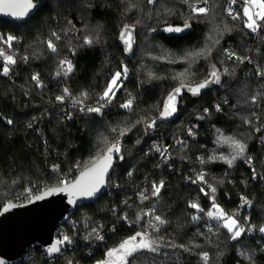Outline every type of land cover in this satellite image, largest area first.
Returning <instances> with one entry per match:
<instances>
[{"label":"trees","instance_id":"obj_1","mask_svg":"<svg viewBox=\"0 0 264 264\" xmlns=\"http://www.w3.org/2000/svg\"><path fill=\"white\" fill-rule=\"evenodd\" d=\"M89 2L93 7L84 6ZM127 2L44 0L43 6L23 24L0 19V36L17 37L13 48L8 50L10 54L15 53L17 63L7 76L0 74V210L8 203L23 204L50 187L62 185L63 176L77 168L78 172L72 176L75 179L86 165L90 166V157L97 152L101 134L108 137L109 145L119 139L123 156L122 160H116L107 190L100 199L78 208L70 217L74 219L73 226L65 224L60 228L61 232L67 231L72 240L63 254L49 258L43 249H37L21 264H96L106 259L109 249L144 231L149 219L145 216L140 223H128L121 217L126 213L134 221L137 212L153 206L156 214L168 221L159 233L148 229L153 238L163 237L165 245L173 241L178 245L200 247H192L191 252L161 247L157 253H138L134 264H202L197 255L202 251L209 253V264H246L237 249L255 250L257 264H264V253L260 252L262 238L243 236L239 242L229 240L227 230L216 229V222L206 215L212 210V200L199 191L198 183L191 182L204 172L207 183L217 189L216 203L221 208L230 214L248 217L249 224L257 229L264 225V180H252L244 159L236 160L232 167L220 160H209L213 155L229 157L232 149L222 137H235L247 143L246 156L254 160L257 173L264 175V144L260 141L264 129L255 132V127L264 123V98L256 105L250 100L253 94L264 92L261 87L264 78L256 75L257 66H264V33L256 38L243 28L241 19L228 17L225 10L229 0H208L212 9L209 19L214 15L216 23L226 22L233 31L224 35L209 59L195 65V74L189 77V82L195 84L210 78L213 64L221 71L228 68L232 74L222 75L220 84H214L199 96L184 94L173 122L146 129L143 120L150 122L157 118L168 94L178 86L172 76L186 67L180 57L194 46L203 45L211 23L193 21L192 28L185 32L168 33L163 31L168 25L183 26L189 9L182 0H158L156 5H148L147 0H131L138 8L125 13ZM233 5L235 12L242 10L239 0ZM165 9L171 11L165 12ZM68 21L79 31L65 35L62 30L70 27ZM124 24L136 25L131 60H127L119 43ZM51 31L61 35L57 42L58 54L51 53L43 43ZM86 33L98 34L99 42L78 48L73 55L69 42L71 46L79 45L78 37ZM222 49L251 57L252 62L234 65ZM169 53L176 58V63L151 59ZM23 56H28L27 62L21 59ZM65 57L75 65L67 79L55 75L59 61ZM2 64L0 60V68ZM121 65H127L128 78L102 116L81 113L78 108L70 107L67 100L64 104L55 101V96L68 87L76 96L87 90L90 96L86 103L96 106L97 94ZM149 71L161 78L150 81ZM37 73L43 87L31 80ZM129 95L135 97L132 112L119 107ZM217 104L221 112L215 110ZM205 108L210 110L207 115L203 112ZM66 112L71 113V119L66 117ZM253 113L261 119L256 120ZM201 115L205 118L200 119ZM244 116L253 120V125L245 124ZM138 119L142 120L140 124L135 123ZM7 120L13 123L9 125ZM116 125L135 126L123 137H117L109 131ZM188 125H194L193 135L186 134ZM178 137L184 138L183 145L171 148L172 159L163 163L155 148L162 142L169 145ZM201 158L205 163H201ZM53 165L58 166V170L54 171ZM160 181L164 182V187L159 197H153L151 186ZM29 188L32 196L28 198L26 189ZM141 192H145L148 199L141 200L137 195ZM240 195L251 199L253 207L241 209ZM192 201H197L203 212L192 209L189 206ZM193 215L199 219L193 221ZM209 223L218 233L210 236V242L206 239L210 235L206 227ZM93 228L104 230L102 241L93 242L94 235H89Z\"/></svg>","mask_w":264,"mask_h":264},{"label":"snow or ice","instance_id":"obj_2","mask_svg":"<svg viewBox=\"0 0 264 264\" xmlns=\"http://www.w3.org/2000/svg\"><path fill=\"white\" fill-rule=\"evenodd\" d=\"M182 2L188 5V14L184 19L182 27H174L168 25L163 29L164 32L168 33H181L185 32L192 28V22H209L211 23V28L205 36L202 46H194L191 50H188L184 53L180 60L185 63L186 67L172 76L173 80L178 81V86L173 88L172 91L168 94L167 99L163 103V108L159 113L157 119H168L173 116L178 107V97H181L183 91L190 92L193 96H199L201 90L206 88L209 84H220L222 75H231L232 73L228 68H224L222 71L216 68V65H212V70L209 73L210 79L205 78L202 82L191 83L189 82V77L193 76L195 73L193 71L195 65L200 60H207L212 56L213 51L218 45H220L221 40L224 38L225 34L231 33L233 28L226 22L216 23L215 16L213 15L209 19V14L212 12V9L208 6V0H182ZM158 0H147L148 5H156ZM236 0H230V5L228 7L227 16L232 20L241 19L243 21V28L249 30L250 33H264V0H242L243 7L240 12L233 11L231 5L235 4ZM203 5V6H202ZM43 5L39 4V0H0V12H5L8 15L14 16L16 18H23L29 14L33 9H37ZM85 7L91 8L93 5L89 2ZM138 8V4L132 3L131 0H128L125 7V13L132 11L133 9ZM254 9V10H253ZM170 9H165V12H170ZM158 14V13H157ZM140 23V21H137ZM70 27L63 29L65 35L69 32L75 33L79 31L76 29L75 25L71 21H68ZM136 28L135 24L129 25L124 24L119 33V40L124 45L125 54H133V44L134 40V30ZM152 31H155L153 28ZM264 38V37H262ZM81 40V43L76 46H71L69 42V47L72 51V54L75 55L78 48L81 47H91L94 43H98V34L96 36L86 33L82 37H78ZM17 40L16 36L8 35L7 37L0 36V43L6 46L0 47V60H2V68H0V74L7 76L11 70L12 66L16 65L17 59L15 53L10 54L8 50L13 48L14 41ZM61 40V35L56 31H51L49 33V38L43 41L47 49L53 53L58 54L57 42ZM225 57L228 60L233 61V64H243L246 61L251 63L252 58L248 56L238 55L235 51L230 49L221 50ZM21 59L25 62L28 60V56H23ZM153 60H167L169 63H176V58L172 57V54L169 53L165 56H153ZM75 70V65L71 60L66 57L59 61L58 71L56 72V77H64L67 79L70 74ZM235 71V68L232 69V72ZM129 69L127 65H121L118 71H115L111 74L109 79L106 81L103 90L98 93V98L96 106H92L86 103L89 99L90 93L87 90H82L78 96L73 95L71 90L68 87H64L61 90V94L55 96V101L64 104L65 101H70L73 108H78L81 113L84 114H97L103 115L105 107L112 105L113 101L117 97V92H119L124 87V80L128 78ZM256 75L258 77L264 78V66H257ZM148 79L155 80L160 79L155 73L149 71L147 73ZM31 80L39 87H43L40 79V74H33ZM261 87H264L262 85ZM264 98V92H258L253 94L250 97L251 103L256 105L259 99ZM135 97L129 95L128 99L119 104V107L129 112H132L134 105ZM227 103V101H225ZM235 107V106H234ZM215 110L221 112L222 108L219 104L215 105ZM209 109L205 108L203 110L204 114L209 113ZM68 119H71V113H65ZM205 115H201L199 118L204 119ZM256 120H260V116H256L253 113ZM143 119V118H142ZM245 124L253 125V120L249 119L247 116L242 117ZM142 120H137L135 123L140 124ZM146 129L155 127L156 120L153 119L148 122L146 119L143 120ZM7 123L11 125L12 120H7ZM31 127V123L28 125ZM135 125H131L134 127ZM129 126H112L109 131L113 134H116L117 137H123L131 130ZM264 129V123H261L259 126L255 127V132H260ZM189 135H193V129H188ZM223 142L228 143L232 149V152L229 157L225 156H211L209 160L215 162L217 160L223 161L229 167H232L236 160L244 159V162L252 165V157L246 156L248 145L241 139L235 137H222ZM260 141L264 144V136L260 137ZM139 143V141H137ZM177 143L183 145V141H177ZM158 152H161L163 155L166 152L165 149L157 148ZM121 152L119 139H115L110 145L108 143V137L101 134V139L97 144V152L95 155L90 157L92 161L90 166H85V169L80 172L79 177L75 180L74 183L70 185L67 184L64 180H61L60 183L64 185L63 187L50 188L44 195H50L53 192H66L69 196V203L75 204L78 198H91L94 197L105 184V175L108 170L112 167V162L114 154H119ZM119 159H123V156H118ZM201 163H205L203 158H201ZM53 170H58V166L53 165ZM253 176L252 179L255 180L258 178L264 180V175L256 173L255 168H252ZM131 176V172L129 173ZM192 183H203L207 185V190L204 187H201L199 191L205 196L209 197L212 200V210L208 211L206 215L211 221H215L216 229H226L228 233V239L231 241L239 242L243 236L247 233L253 231H258L262 234V241L260 243V252L264 253V225H261L258 229L255 225H250L248 217H240L237 213H228L223 208L216 203L215 194L217 192L216 187L211 184H208L205 180V173L200 172L196 179L191 180ZM164 187V182L160 181L158 184L153 183L151 186V195L153 197H159L161 189ZM26 192L31 193V188L26 189ZM42 196H36V200L42 199ZM141 200L148 199V196L145 192L139 194ZM127 203V201H125ZM192 209H195L197 212H203L200 204L197 201L190 202L189 205ZM15 207L13 204L6 205L3 209L4 212H7L9 208ZM251 208L253 207V201L247 197H241V208ZM149 217L147 220V227L144 231L136 232L134 235L123 240L117 247L111 248L106 252V259L97 261V264H134L136 256L138 253L150 252L157 253L160 251L161 247L169 248H180L185 252H191L192 247H200V245H185V244H176L173 241H168L165 245L163 243V237L153 238L151 232L159 233L163 225L167 224L168 221L163 218L161 215L156 214L155 207L148 208L147 210H140L135 215V220H131L128 215L125 213L121 218L128 223H140L141 220L145 217ZM193 221L199 219L197 215L192 216ZM243 221V223L241 222ZM208 229L209 237L206 239L210 242L211 235H217V232L213 231V225L211 223L206 225ZM151 229V232L148 231ZM89 235H94L97 240H103V235L100 232L93 228L92 232ZM203 235V233H201ZM72 243V240L69 236L65 235L62 239L56 240L50 247L47 248V253L49 255L54 253H59L61 251V245ZM237 254L242 258L246 264H257L255 250L249 251L247 249H237ZM202 264H209L210 256L207 251H202L197 253ZM223 255V253H220Z\"/></svg>","mask_w":264,"mask_h":264},{"label":"water","instance_id":"obj_3","mask_svg":"<svg viewBox=\"0 0 264 264\" xmlns=\"http://www.w3.org/2000/svg\"><path fill=\"white\" fill-rule=\"evenodd\" d=\"M43 1L44 0H39V4L42 5ZM35 2L36 0H34V3ZM38 10H31L29 14L23 18H16L6 14L5 12H0V19L15 24H23L31 19ZM133 35L135 40V43L133 44L134 51L136 44V30H134ZM119 43L124 50V45L120 42V40ZM132 56L133 54H126L127 60H131ZM213 86L214 84H209L206 88L201 90L200 94L212 88ZM186 93L191 94L185 90L182 92L181 97ZM181 97H178V102ZM177 113L178 107L176 113L166 120L155 118V127L160 124H168L173 122L177 118ZM120 154L121 152L119 154H114L112 167L105 175V184L94 197L78 198L75 204H71L69 203V196L66 192H53L50 195H44V193L50 188L64 186L60 185L50 187L42 191L26 203L6 204H13L15 207H11L7 212H4L3 209L6 206L5 205L0 210V264H21L29 253L37 249H43L47 253V248L57 240L60 227L67 222V220L76 212V210L82 206L93 204L106 192L109 177L114 170L116 160ZM79 174L74 180L68 182L67 184L70 185L71 183H74L79 177ZM36 196H42L43 198L36 200ZM67 245L69 244L66 243L61 245V251L59 253H54L51 255L47 253L48 256L50 258L57 257L66 249Z\"/></svg>","mask_w":264,"mask_h":264},{"label":"built area","instance_id":"obj_4","mask_svg":"<svg viewBox=\"0 0 264 264\" xmlns=\"http://www.w3.org/2000/svg\"><path fill=\"white\" fill-rule=\"evenodd\" d=\"M239 2L240 3H242V0H239ZM243 4V3H242ZM229 5H230V0H229V3L227 4V7H226V10L228 9V7H229ZM203 6V5H202ZM231 7H232V9H233V11H235V9H234V5H231ZM225 10V11H226ZM226 14H227V11H226ZM254 35L256 36V38H259V36H260V34H256V33H254ZM1 45V44H0ZM0 47H3V46H0ZM125 102V101H124ZM68 105L70 106V107H73L72 106V104H71V102H68ZM122 109V108H121ZM122 110H124V111H128V110H125V109H122ZM189 128H192L193 130H194V125H188L187 127H186V134L189 136V133H188V129ZM177 141H185L184 140V138H182V137H178L177 139H175L171 144H169V145H166L165 143H161V145L160 146H158V147H156L155 148V151H156V153H158V154H160V161H162L163 163H166V162H168L169 160H171L172 158H171V148H174V149H177V148H179L180 146H181V144H179V143H177ZM157 148H161V149H165L166 150V152H164V154L162 155L161 154V152H158L156 149ZM185 164H188V160H185ZM248 165V168L250 169V171H251V173H252V176H253V172H252V168L254 167L255 168V163H254V160L252 159V165L250 166L249 164H247ZM172 169V168H171ZM76 172H78L77 171V168L75 169V170H71V171H69L65 176H63V178L61 179V180H64L66 183H68V182H71L72 180H74V179H72V176H74V174H76ZM256 173H257V171H256ZM259 174V173H258ZM198 175V174H197ZM197 175H196V177H197ZM252 178V177H251ZM258 178H259V176H258ZM196 179V178H195ZM253 180V179H252ZM256 180V179H255ZM201 187H204L206 190H207V185L206 184H203V183H198ZM138 196H139V193L137 194ZM241 197H247V196H245V195H240V200H239V207L241 208ZM248 198V197H247ZM241 209H245V210H249L250 208H247V207H245V208H241ZM242 223H243V221H241ZM249 223V222H248ZM65 224H69L70 226H73V224H74V219H72V218H69L68 220H67V222L66 223H64L62 226H64ZM61 226V227H62ZM60 227V228H61ZM99 232H100V234L101 235H103V237H104V230H98ZM65 235H67V236H69V234H68V232L67 231H59V235L57 236V240L58 239H62ZM245 237H247V238H262V234H260L258 231H253V232H251V233H247L246 235H245ZM99 241H102V240H97L96 238H95V236H94V239H93V242H99ZM92 242V243H93ZM65 251V250H64ZM63 251V252H64ZM63 252L62 253H60L58 256H60L61 254H63ZM46 253V252H45ZM46 255L48 256V254L46 253ZM57 256V257H58ZM49 257V256H48ZM50 258V257H49ZM54 258H56V257H54Z\"/></svg>","mask_w":264,"mask_h":264},{"label":"rangeland","instance_id":"obj_5","mask_svg":"<svg viewBox=\"0 0 264 264\" xmlns=\"http://www.w3.org/2000/svg\"><path fill=\"white\" fill-rule=\"evenodd\" d=\"M254 10V9H253ZM77 171H78V169H77ZM77 173V172H76ZM26 195H27V197L29 198V197H31L32 195H31V193H28V192H26ZM33 197H31V199H32ZM30 199V200H31ZM97 264V263H96Z\"/></svg>","mask_w":264,"mask_h":264}]
</instances>
